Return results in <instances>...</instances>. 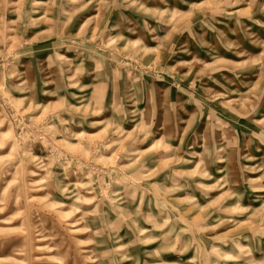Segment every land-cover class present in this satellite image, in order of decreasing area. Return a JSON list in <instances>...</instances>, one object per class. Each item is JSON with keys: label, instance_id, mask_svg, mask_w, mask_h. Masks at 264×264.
Instances as JSON below:
<instances>
[{"label": "rangeland", "instance_id": "obj_1", "mask_svg": "<svg viewBox=\"0 0 264 264\" xmlns=\"http://www.w3.org/2000/svg\"><path fill=\"white\" fill-rule=\"evenodd\" d=\"M0 264H264V0H0Z\"/></svg>", "mask_w": 264, "mask_h": 264}]
</instances>
